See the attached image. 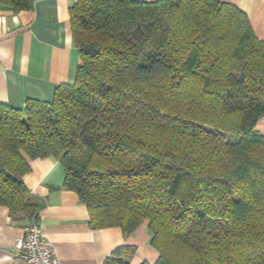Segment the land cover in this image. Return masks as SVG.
Instances as JSON below:
<instances>
[{
  "label": "trees",
  "instance_id": "obj_1",
  "mask_svg": "<svg viewBox=\"0 0 264 264\" xmlns=\"http://www.w3.org/2000/svg\"><path fill=\"white\" fill-rule=\"evenodd\" d=\"M70 21L75 83L0 104V206L39 221L24 177L53 157L92 230L149 223L155 264H264V41L248 16L217 0H77Z\"/></svg>",
  "mask_w": 264,
  "mask_h": 264
},
{
  "label": "crops",
  "instance_id": "obj_2",
  "mask_svg": "<svg viewBox=\"0 0 264 264\" xmlns=\"http://www.w3.org/2000/svg\"><path fill=\"white\" fill-rule=\"evenodd\" d=\"M156 2L158 0H135ZM244 12L254 34L264 41V0H217ZM31 10L15 13L0 1V104L24 109L28 100L52 102L56 89L73 85L80 64L74 45L70 9L77 0H32ZM257 130L264 135V117ZM27 188L42 199L39 224L60 264H106L118 249L125 264H155L158 251L145 222L133 233L120 228L92 230L90 214L76 193L64 188L65 168L53 157L31 161ZM30 222L0 206V264H25L19 258Z\"/></svg>",
  "mask_w": 264,
  "mask_h": 264
},
{
  "label": "built area",
  "instance_id": "obj_3",
  "mask_svg": "<svg viewBox=\"0 0 264 264\" xmlns=\"http://www.w3.org/2000/svg\"><path fill=\"white\" fill-rule=\"evenodd\" d=\"M21 250L19 258L25 264H60L54 248L45 239L39 221L30 222Z\"/></svg>",
  "mask_w": 264,
  "mask_h": 264
}]
</instances>
